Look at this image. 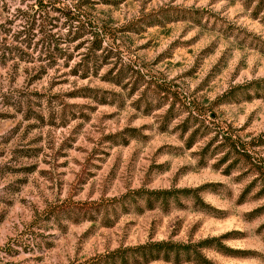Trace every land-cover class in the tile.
Listing matches in <instances>:
<instances>
[{"label":"rangeland","instance_id":"obj_1","mask_svg":"<svg viewBox=\"0 0 264 264\" xmlns=\"http://www.w3.org/2000/svg\"><path fill=\"white\" fill-rule=\"evenodd\" d=\"M250 9L0 0V264L209 239L211 264H264V87L251 84L264 26Z\"/></svg>","mask_w":264,"mask_h":264},{"label":"trees","instance_id":"obj_2","mask_svg":"<svg viewBox=\"0 0 264 264\" xmlns=\"http://www.w3.org/2000/svg\"><path fill=\"white\" fill-rule=\"evenodd\" d=\"M245 6L251 8V18L257 20L264 26V0H245ZM34 8V14L39 16L42 12H45L47 6L41 5V1H37V4L34 6ZM75 21L76 20L73 18L69 19V22L71 23ZM1 53L3 54L4 52L2 51ZM251 84L257 85L258 87H264V79L255 81ZM254 146L264 148V134L259 135L255 139ZM150 194L160 196L161 194L164 195L165 193L153 192ZM213 241V239H209L196 244L185 245L168 241L147 242L143 245L115 249L105 254L98 255L90 260V264H126L129 259L134 260V258H138L142 260V262L147 263L157 259L159 255L168 256L171 253L174 255L182 253L187 257L191 256V260L196 264H211L200 255L198 249L207 247Z\"/></svg>","mask_w":264,"mask_h":264}]
</instances>
